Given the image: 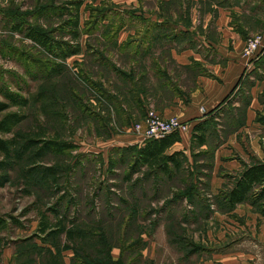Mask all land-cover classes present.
<instances>
[{
    "label": "rangeland",
    "instance_id": "1",
    "mask_svg": "<svg viewBox=\"0 0 264 264\" xmlns=\"http://www.w3.org/2000/svg\"><path fill=\"white\" fill-rule=\"evenodd\" d=\"M78 1L0 0V102L6 106L0 122L8 114L19 118L0 130L15 143L9 155L0 152V264H49L44 244L57 252L71 246L74 257L90 264H264L261 202L225 203L235 173L217 167L211 149L193 143L167 177L135 163L139 145L128 138L151 107L137 109L129 98V116L116 111L115 102H122L114 94L121 88L115 62L122 64V56L101 53L104 39L96 33L120 25L117 15L126 26L134 21L146 29L150 0ZM134 10L148 19H133ZM19 22L69 47L86 44L88 52L56 55L17 29ZM81 31L93 34L79 37ZM232 101L208 119L209 147L243 125L244 102L235 108ZM51 142L61 150L49 149ZM214 174L224 177L218 189L210 184ZM43 224L52 233L38 232ZM65 230L75 236L67 239Z\"/></svg>",
    "mask_w": 264,
    "mask_h": 264
},
{
    "label": "crops",
    "instance_id": "2",
    "mask_svg": "<svg viewBox=\"0 0 264 264\" xmlns=\"http://www.w3.org/2000/svg\"><path fill=\"white\" fill-rule=\"evenodd\" d=\"M107 1L115 5L114 0ZM134 14L132 18L138 20L136 14L142 13L134 10ZM122 18L116 16L114 24H121L114 30L96 33L106 43H101V53L122 56V64L115 62L121 70L117 73L121 88L116 86L114 94L122 102L114 101L116 111L129 116L134 106L124 102L130 98L128 103L133 99L138 102L137 109L149 105L164 118L175 116L188 122L189 129L179 132L180 139L164 151L166 155L177 151L188 156L194 125L215 119V113L231 99L235 108L243 101L245 117L240 128L218 145L203 143L194 148L211 149L217 167L227 166L235 174L253 158L264 162V124L258 120L264 115V57L247 66L242 55L246 38L264 26V0H150V25L146 29L134 21L126 26ZM103 21L108 22L107 17ZM92 32L81 31L79 37ZM86 46L71 56L88 52ZM130 80L138 88L136 97ZM128 141L140 147L143 137L130 134ZM162 174L167 177L171 173ZM223 181L219 174L210 177L212 188L218 189ZM70 251L72 254L61 252L62 264H75Z\"/></svg>",
    "mask_w": 264,
    "mask_h": 264
},
{
    "label": "trees",
    "instance_id": "3",
    "mask_svg": "<svg viewBox=\"0 0 264 264\" xmlns=\"http://www.w3.org/2000/svg\"><path fill=\"white\" fill-rule=\"evenodd\" d=\"M69 3H74L76 5H80L78 0H68ZM79 3V4H78ZM70 21H64L65 23H69ZM20 23V22H19ZM17 23L14 26L17 29L23 28L25 31V35H27L30 39L42 45L48 51L53 52L56 55L65 56L67 54H71L77 52L79 49L78 45H71L67 40L57 41L51 37L47 36V33L33 26L32 24ZM63 24V25H64ZM77 25V23H74ZM75 34V32H74ZM264 57V54L257 59L260 60ZM99 86V84H98ZM100 87V86H99ZM5 104L0 102V111L5 109ZM258 120L264 124V115H259ZM19 122V118L16 115L8 114L4 118L2 122H0V130H6L3 125L6 123H10L11 125L17 124ZM208 120H204L198 122L194 125L191 136V143L195 145H202L206 141V133L208 131ZM8 131V130H7ZM180 139L179 132L174 131L162 138L158 139H149L146 140L140 147L137 148V152L135 155V163L139 166H145L150 169V171H160L165 174L171 173L172 169H180L182 166V161L180 157L182 156L181 152H173L171 154H164L166 148L171 146L174 142ZM13 139H4L0 137V152L4 155L10 154V147L14 145ZM49 149L53 148L56 150H61V144L51 142L46 145ZM250 164H245L243 169L238 171L236 174L230 175L228 177L232 178L233 182H231L228 187L227 192L223 193V198L225 203L230 207L234 208L239 204L245 202H251L252 204L260 203L259 212L264 216V162L259 159L253 158ZM169 164L171 167H169ZM5 225V221L0 219V228ZM52 226L50 224H43L38 226V232L42 234H50L52 233ZM62 229V228H60ZM66 238L72 239L75 236V233L69 230H65ZM1 243V238H0ZM49 244H44L41 247L45 249H49V264H62L60 260L61 250L62 249H72L73 250V259L72 261L75 264H90V260L88 257H74L75 250L71 246H65L59 252H57L52 246ZM40 247V245H39Z\"/></svg>",
    "mask_w": 264,
    "mask_h": 264
},
{
    "label": "built area",
    "instance_id": "4",
    "mask_svg": "<svg viewBox=\"0 0 264 264\" xmlns=\"http://www.w3.org/2000/svg\"><path fill=\"white\" fill-rule=\"evenodd\" d=\"M263 54L264 27L257 33L246 38L242 50V55L246 59L247 66H250ZM188 129V122L181 121L175 116L163 118L152 108H147L143 120L133 125L134 132L142 135L144 139H158L171 132H185Z\"/></svg>",
    "mask_w": 264,
    "mask_h": 264
}]
</instances>
